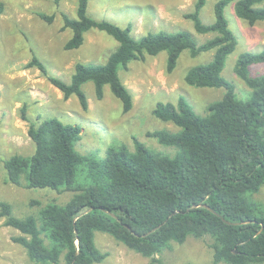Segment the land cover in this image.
<instances>
[{
    "label": "trees",
    "instance_id": "1",
    "mask_svg": "<svg viewBox=\"0 0 264 264\" xmlns=\"http://www.w3.org/2000/svg\"><path fill=\"white\" fill-rule=\"evenodd\" d=\"M89 1L78 0L76 18L63 15L64 28L72 31L64 48L79 49L87 32L103 31L119 44L107 63L76 64L70 82L49 76L36 56L27 65L38 68L65 99L76 95L82 109L88 110L83 86L93 82L97 99L104 97V88L109 86L124 112H129L133 97L119 70H127L132 61L145 55L167 52V72L172 73L184 51L192 57L214 52L210 62L189 69L185 82L197 88H223L225 95L208 106L205 116L198 115L184 98L177 105L156 106L154 116L173 123L179 131H154L148 137L174 148V156L155 152L134 139V151L124 145L110 147L101 160L75 150L81 139L78 126L55 118L36 125L29 121L24 105L21 117L30 122L28 135L35 152L4 162L6 182L75 194L65 205L44 207L39 219L18 218L11 204L0 202V219L21 233L13 241L35 263L61 264L63 259L64 264H99L108 257L95 243V232H103L151 259L150 264H165L157 256L173 242L210 236L212 264H264V213L252 200L264 186V74H251L253 66L264 64V51L244 52L237 60L234 71L250 89L248 99L239 100L235 86L223 77L227 59L237 46L225 17L226 7L236 2V15L255 25L264 21V8L256 7L264 0H218L215 21L210 24L201 19L207 0H196L185 18L194 23L198 34L214 35L201 45L188 31L150 33L137 39L130 27L91 17ZM39 15L53 21L52 16ZM82 167L89 179L84 185L77 182Z\"/></svg>",
    "mask_w": 264,
    "mask_h": 264
},
{
    "label": "rangeland",
    "instance_id": "2",
    "mask_svg": "<svg viewBox=\"0 0 264 264\" xmlns=\"http://www.w3.org/2000/svg\"><path fill=\"white\" fill-rule=\"evenodd\" d=\"M218 0H207L201 11L205 24L215 21L214 7ZM0 202H7L18 218L40 217L41 210L50 205H65L75 193H58L49 189H28L6 182L4 162L15 155L30 157L35 144L28 135L30 122L36 125L50 118L64 124L78 126L81 139L75 150L82 156L104 159L110 147L126 146L134 151V139L149 149L169 156L176 150L166 147L155 138L148 137L154 131L178 132L171 122L157 119L153 111L159 103L177 105L184 98L200 115L207 114L208 106L225 95L223 88H197L185 82L189 69L212 60L214 52L192 57L184 51L172 73L167 72L168 53L157 56L145 55L142 60L120 69L119 76L133 97V107L124 112L120 100L104 88V97H96L93 82L83 86L88 99L84 111L76 95L65 99L38 68L28 67L36 56L47 68L51 77L71 81L78 63L106 64L116 51L118 42L107 33L91 29L85 34V42L75 50H65L72 31L64 28L63 15L76 18L78 0H0ZM196 0H90L88 13L98 21H108L121 28H131V35L140 38L148 34L179 31L190 32L201 45L213 34H198L194 23L185 15L194 10ZM235 3L225 9L229 29L237 39L235 51L228 57L223 77L235 86L239 100L250 96V89L236 75L234 69L239 56L244 52L259 54L264 51V21L250 25L236 15ZM256 7L264 8V2ZM39 14L52 16L47 22ZM253 76L264 74V64L251 68ZM26 106L30 122L21 117V108ZM86 167L77 178L80 185L87 184ZM23 184H26L23 180ZM264 213V186L252 196ZM21 233L5 225L0 219V264H39L31 261L24 247L13 238ZM97 248L108 257L99 264H150L151 259L130 250L111 235L95 232ZM213 239L189 237L185 243L173 242L159 256L165 264H212ZM64 264V260H61ZM227 264V263H220Z\"/></svg>",
    "mask_w": 264,
    "mask_h": 264
},
{
    "label": "water",
    "instance_id": "3",
    "mask_svg": "<svg viewBox=\"0 0 264 264\" xmlns=\"http://www.w3.org/2000/svg\"><path fill=\"white\" fill-rule=\"evenodd\" d=\"M177 212H175L174 214H176Z\"/></svg>",
    "mask_w": 264,
    "mask_h": 264
}]
</instances>
